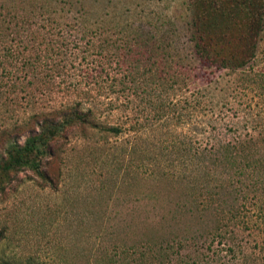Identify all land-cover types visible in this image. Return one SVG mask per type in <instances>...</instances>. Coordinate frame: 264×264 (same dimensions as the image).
Segmentation results:
<instances>
[{
	"label": "rangeland",
	"instance_id": "1",
	"mask_svg": "<svg viewBox=\"0 0 264 264\" xmlns=\"http://www.w3.org/2000/svg\"><path fill=\"white\" fill-rule=\"evenodd\" d=\"M188 17V0H0V158L10 140L22 142L29 129L38 130L30 122L19 127L30 114L62 103L80 101L99 124L129 125L104 143L95 141L97 135L69 132L61 153L42 163L54 186L27 169L6 182L0 189V259L133 264L134 251L112 247L122 241V229L133 233L138 228L134 224L126 228L120 216L134 213L141 190L149 194L166 190L161 185L144 189L137 183L140 141L159 158L154 164L158 171L174 172L195 188L207 177L206 160L200 152L184 153L188 143L202 148L248 135L252 140L246 141L243 152L259 148L264 152V31L245 68L217 70L202 67L193 57L185 30ZM136 29L165 47L164 52L159 47L152 52L155 59L162 55L165 60L153 65L161 76L152 81L154 68L141 72L142 61L135 68L136 77L127 75L123 66L119 44H126ZM105 45L117 49L104 53ZM95 71L99 74L94 82L76 84ZM99 84L107 89L97 88ZM124 85L130 89L120 90ZM133 101L139 103L135 111ZM136 117L141 124L138 137V130L130 128ZM235 176L245 182L243 175ZM248 208L253 204L241 206L240 214ZM222 223L230 232L226 241L233 252L222 247L221 263L231 258L238 263L243 254L250 260L247 264H264L263 252L250 253L258 251L254 239L264 242V230L260 239L253 227ZM225 235L217 239L224 241ZM217 239L208 237L209 248L207 241L197 248L185 245L178 255H189L188 263L206 264L214 256L216 261V245L222 246ZM156 261L137 259L135 264Z\"/></svg>",
	"mask_w": 264,
	"mask_h": 264
},
{
	"label": "trees",
	"instance_id": "2",
	"mask_svg": "<svg viewBox=\"0 0 264 264\" xmlns=\"http://www.w3.org/2000/svg\"><path fill=\"white\" fill-rule=\"evenodd\" d=\"M188 7L189 17L185 22L187 39L191 42L190 50L193 57L202 67L235 71L245 68L253 60L264 31V0H188ZM127 40L126 44H119L124 51L122 62L125 69L127 68V75L136 77L135 68H138L137 65H141L142 61L144 68L141 72L154 68L155 73L151 81L154 77H160V68L153 65L159 60H165L162 55H157L158 58L155 59L152 52L158 47L162 52L165 51L162 41L154 36L143 37L139 31L137 34L132 33ZM129 42L132 43L131 46ZM108 49L111 53L117 46L110 48L105 45L102 52L106 53ZM166 71L172 76L171 70ZM98 74L99 72L95 71L91 77L82 76L76 84L81 82L87 84L89 80L94 82L93 79ZM97 88L107 89V86L105 84L102 87L99 84ZM125 88L130 89V86L124 85L119 89ZM132 90L135 91L133 88ZM108 100L110 103L111 99ZM113 100L115 103L116 99ZM131 103L130 106L135 111V106L139 103L135 101ZM37 113L30 114L19 127L32 123L38 130L28 128L31 132L22 142L10 140L5 148V155L0 158V189L24 169L38 175L40 180L49 186L56 185L48 178L47 172L42 170V163L49 157L58 156V152L61 153V145L67 142L69 132L86 134L92 138L93 135H97L95 141L100 139L104 143L107 136H117L129 129V125L126 126L124 122L99 124L92 119L90 109H83L80 101L62 103L56 108L51 107ZM130 122V128L133 131L138 130L136 135L138 137L141 126L139 119L136 117ZM251 140L252 136L244 135L233 141L205 143L202 148L190 143L183 147L184 153L191 152V156L200 152L202 158L206 160L203 163L205 172L215 177L206 174L207 177L202 179L206 186L201 187L202 183L199 188L189 187L181 176L175 175L174 172L158 171L154 165L159 163L157 155L141 141L138 142V156L142 168L135 175L137 183L141 188L145 185L144 189L152 185L155 187L161 185V189L166 190L150 194L141 190L135 196L138 207L134 213L124 212L120 218L127 223L126 228L131 224L138 228L133 233L122 229L120 237L122 241H116L117 245L113 244L112 247H119L123 252L134 251L133 264L137 259L150 260L152 257L157 260L155 264H196L194 260L188 263L186 258L189 255L186 253L178 255L179 250L185 245L197 248L203 245L208 237L210 240L214 237L216 239L223 237L228 229L226 227L224 229L222 222H229V227L240 222L243 229L254 228L256 229L254 235L261 239L264 223L263 226H258V222L261 223V220L264 222V152L260 148L243 152L246 141ZM178 156L184 159L183 153ZM239 174L243 175L244 183L235 176ZM152 181L155 183L152 184ZM248 199L251 201H243ZM249 203L253 204V209L248 208L245 213L240 214V207ZM110 211L113 216L116 214L115 211ZM250 233L252 234L251 231ZM229 234L230 232L225 235L224 241L216 240V243L222 242V246L216 245V261L214 256L208 259L209 262L206 260L204 263L247 264L250 261L243 254L238 263L233 258L226 259L224 263L219 261V250L222 247L233 252V248L226 241ZM2 237L3 231L0 229V240ZM207 244L208 241L206 246L209 248ZM252 245L258 251L257 253L250 251L251 254L264 253L263 241L254 239ZM0 264L49 263L36 257H27L23 261L0 259Z\"/></svg>",
	"mask_w": 264,
	"mask_h": 264
}]
</instances>
